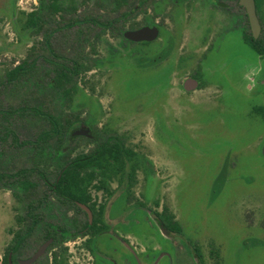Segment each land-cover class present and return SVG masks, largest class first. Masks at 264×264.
Returning a JSON list of instances; mask_svg holds the SVG:
<instances>
[{"label": "rangeland", "instance_id": "1", "mask_svg": "<svg viewBox=\"0 0 264 264\" xmlns=\"http://www.w3.org/2000/svg\"><path fill=\"white\" fill-rule=\"evenodd\" d=\"M1 1L0 82L14 65L38 54L41 56H37L35 76L24 80V89L11 92L6 86L0 88V109L29 104L45 106L54 112L58 99L51 84L55 75L53 62L82 55L96 64L89 63L90 69L80 80L82 90L74 101L76 106L85 105L80 109L81 117L92 128L122 136L127 147L141 157L133 190L135 197L126 212L124 204L118 203L124 188L116 182L118 177L110 182L115 190L113 196L91 188L93 200L107 206L109 231L101 236L105 244L120 246L115 237H128L138 254L140 263L137 264H153L154 253L162 250L174 254V264H264V121L255 120L247 113L259 103L258 91H264V58L245 46L241 34L235 31L228 36L209 59L214 70L222 68L226 72H216V78L225 84V79L231 81L227 85L229 107L219 112L207 107L212 102V89L183 91L184 74L154 77L137 68L136 56H99L96 32L80 43L70 30L57 32L51 42L60 57L53 56L42 43L44 33L25 28L27 14L39 8L40 0H15L14 10L13 7L4 9ZM94 5L93 0L89 3L75 0L76 16L90 15ZM67 13L70 17L73 9ZM66 21L58 16L48 29ZM102 59L115 61L107 65ZM68 104L64 100L58 106L69 112L77 110H70ZM3 122L0 116V173L34 166L35 148L14 145L11 138L5 140ZM11 126L24 141L35 139L48 123L31 113L27 117L12 118ZM97 143L98 139L79 141L75 150L54 151V156L49 157L50 179L55 178L59 158L69 153L74 157ZM30 178L43 194L46 189L40 176L31 173ZM16 187L0 183V264L17 232L26 228V222L19 219L27 212L25 202L19 197L23 189ZM50 200V207L58 201ZM137 200L144 206L137 205ZM164 205L185 230L184 235L171 240L176 249L170 247L153 214H147L149 209L159 210ZM40 211L44 221L26 240V245L17 253L18 258L33 254L41 244L42 229L49 225H70L73 230L74 219L83 221V216L76 215L79 213L74 208L58 207L49 211L42 206ZM69 234L56 242L47 256L52 258L55 252L60 254L67 248L74 264H92L91 255L82 249L85 236ZM188 239L201 247L203 263L200 258L196 262L182 245ZM117 250L115 255L119 259L125 250ZM160 264H169L167 258H162Z\"/></svg>", "mask_w": 264, "mask_h": 264}, {"label": "flooded vegetation", "instance_id": "2", "mask_svg": "<svg viewBox=\"0 0 264 264\" xmlns=\"http://www.w3.org/2000/svg\"><path fill=\"white\" fill-rule=\"evenodd\" d=\"M86 1L87 3H89V0ZM93 1L96 3V5L93 6L95 10L93 9L94 11H92V13L88 16H83L81 18L77 17V8L75 7L76 9H73V13L70 14V17H67L68 13H65L67 18H63L62 14H57L48 22V24H46L45 28L42 30L37 29V27H27L26 23L25 28L34 29L39 33H45L46 29L49 28V24H51L53 20L58 16H60L62 19H67V21H69L71 17L76 19H85L81 26L84 32V36L81 38V42L83 41V39H89L91 33H98L97 44L99 45V56H136V64L139 66L137 68L141 69L142 71H146L148 74H151V76L154 77H168L175 73L184 74L185 79L183 80L182 84L183 91H185L186 93H193L198 90L212 89V102H209L211 103V105L207 107H214L219 112L224 108L227 109L229 107L230 90H228L227 85L230 84L231 81L225 79V84L223 81L218 80L215 73L218 72L221 74H225L226 72L222 68H220V71L214 70L209 63V59L214 55L215 52L220 49V47L222 46V42L226 40V38L228 39V36H231L235 31H237L241 34L245 42V46L253 49L256 53V56H261L262 58H264V0H245V4L242 2V0ZM0 2L2 1L0 0ZM43 4V0H40L39 8L33 11H38L40 13ZM2 7H4V9L6 10H9V8L11 7H13V10L16 9L15 0H3ZM252 9H254L256 14L255 21H253L250 12ZM32 12L27 14L28 17ZM22 13L24 12L22 11ZM92 16L97 18L98 23H93L90 27L88 18H91ZM67 21L65 22V24L67 23ZM63 25L58 23L55 27L48 30H52ZM77 28L78 26L70 30L74 35V39H77L74 33ZM62 30L69 29H65L62 27L59 28L58 31H55L54 34ZM140 31L143 32L137 35V38H134L133 35L136 36V33ZM54 34L52 35V37L54 36ZM44 41L45 37H43L42 42L45 46ZM45 48L51 54H53V56H56V53L52 46V42L51 49L52 51H54V53H52V51L46 46ZM96 48L97 47L95 46L92 47L94 51H97ZM37 56H41V54H38ZM113 60L115 61V59H102L105 64L109 63L107 65H111V62ZM21 62H19L18 64H20ZM87 62L88 60L86 61V63ZM193 63H195V66H192ZM257 99L259 100V103L257 105H254L252 109L247 113L251 116V118L259 120L261 122L262 120L264 121V91H258ZM206 103L207 102H203L201 104L206 105ZM78 123V127L73 130L72 134L74 135V132L78 129H81L82 127L90 128L92 136H74H85L93 140L92 138L94 137V128L89 126L87 121H80ZM90 150L85 152H89ZM134 152L138 154L137 151L134 150ZM138 157H140L139 154ZM139 170L140 168L137 170V173ZM49 171L51 172L50 169ZM110 182L108 183L109 191L103 189L101 191L106 192L109 196H113L115 190L112 189ZM116 182L118 183V185L123 186L119 182V180ZM135 186H133L132 191L134 190ZM91 188L92 187H90V193ZM45 189L46 191L43 194L47 192L49 195L47 199H45L40 204V208L44 206V208L49 211L53 210L54 208L57 209L58 207H64L66 209L74 208L76 213H79L76 215L83 216L82 218L84 223H86L88 219L90 220V222L93 221V212L88 205L84 204L89 207L92 216L87 211V209L82 206L83 203H78L84 210L80 211L77 208L76 203L70 202L68 205H64L62 202H60L58 198L51 194L52 192L48 189V186L46 184ZM125 189L126 187L123 188L122 195L119 197L121 201L118 203L124 204L126 212L130 208L129 206L131 201H129L125 196ZM52 198H56L58 201L54 204L53 207H50L49 202H51L50 199ZM94 202L96 201H94L92 197L91 203ZM96 204L98 208L101 205L105 206L103 218L109 225L106 219L107 206L105 204H98L97 202ZM116 204L117 203L113 204L112 207H114ZM136 204L140 207L144 206V203L140 200H137ZM165 207V205L161 206L159 210L149 209L147 211V214H153L154 221L160 228V231L163 233V235L166 236L168 241H170V247L172 249H176V246L171 240L184 235L185 230L182 227V230L179 232L176 229H168L163 226L158 214L164 213ZM40 208L38 209V212L42 215L44 221L45 216L41 212L42 210L40 211ZM143 208L142 210H144ZM123 214L120 215L122 216ZM21 218H27V216ZM176 220L178 219L176 218ZM78 221L82 220L78 219ZM25 222V230L19 231L23 235L27 231L28 221H23V223ZM41 223H39L38 225H40ZM42 230L43 234L41 235V244L37 245V248L34 250L33 254L25 259L17 257V253L24 247V245H26V240L32 235L31 234L30 236L28 235L24 237V240L15 253L11 252V264H26L24 263V261L33 257L37 253V251L46 244L48 246L45 252L38 259L29 264H54V258L57 252L54 253L52 258H49L47 255L49 254L52 246H54L56 242H58V240H62L63 235L61 231L56 232V230H59V227L53 225H49L48 228H44ZM107 231H109V228L95 235L96 233L94 234V230H90L88 228L78 229L77 231L73 229L70 231L69 235L73 234V236L75 237L85 236L86 240L85 243H83L82 249H85L88 254L91 255V258L93 259L92 264H118V262H122V264H137V262H139L138 254L133 245L130 243L129 238H122V236L118 235L115 238H117V242L120 246H109L106 245L104 240L101 238V236H103ZM49 234H52V236L46 238ZM55 234L56 237L54 236ZM111 240H113V238ZM111 240L109 241L111 242ZM182 245L185 246L186 251L190 255L194 256L196 262L197 259L200 258V262L203 263L202 258H204V254L199 244H193L188 239L187 244L183 242ZM9 248L10 246L8 247V249ZM117 249L125 250V253L121 252L123 254L119 259L115 255V253L118 251ZM64 250L66 251L64 252V255L66 257L67 264H74L73 261L69 259L67 248ZM160 254L161 256H159ZM153 257V264H160L162 258L164 257L167 258L169 264H174V254L170 250H162L157 254L154 253ZM176 258L180 257L176 256Z\"/></svg>", "mask_w": 264, "mask_h": 264}, {"label": "trees", "instance_id": "3", "mask_svg": "<svg viewBox=\"0 0 264 264\" xmlns=\"http://www.w3.org/2000/svg\"><path fill=\"white\" fill-rule=\"evenodd\" d=\"M75 0H43L44 4L40 11H33L27 21V27H37V29H44L46 24L53 19L57 14H62L63 18H67L66 14L68 9H76L74 7ZM85 19H76L71 17L69 21L63 26L57 27L52 30L46 29L44 33L45 46L51 49V37L58 31L59 28L72 30L78 26L74 31L76 40L81 42L84 36L82 23ZM89 26L97 24L98 20L92 16L88 18ZM54 53V51H52ZM57 56V54H55ZM60 57V55H58ZM38 57H29L24 59L20 64L11 67L6 77L0 82V88L6 86L11 89V92L19 89H24V80L35 76L34 72L37 67ZM96 64L91 60L86 63V59L82 55L74 56L68 60L60 62H53L55 65V75L51 79V84L57 93V104L54 107L55 111L46 109L45 106H33L29 104H19L18 106L10 105L8 108L0 109V116L4 121L2 127L4 130L5 140L12 139L14 145H32L35 148V164L31 167H24L16 172L0 173V183L5 185H14L16 188L23 189L22 194L19 196L25 202L27 208V218H20V221H28L27 231L23 235L20 232L14 237L13 243L4 255L3 264H11V252H16L20 247L25 236L33 234L37 225L43 222L42 215L38 212L40 204L47 199L48 193L41 194L35 181L30 178L31 173H37L48 189L56 198L64 205L70 202L76 203L80 211H84L78 203L88 205L93 212V221L88 219L86 223L83 221H73L74 229H90L94 230L97 235L103 230H107L109 225L103 218L105 206L97 207L96 202H92V195L90 187H95L98 190L109 191L108 183L118 177L119 182L126 187L125 196L129 201H132L134 194L132 191L133 186L137 183V170L141 167V160L134 150L127 147L124 138L116 133H110L104 129H93V140H100L89 152L82 151L76 156L71 157L70 153L67 156L59 158L55 164V178L50 179L49 157L54 156V151H67L69 149L75 150L76 144L79 141L90 142L93 141L85 136H74L73 130L78 127V122H85L81 117L84 103L80 107L76 106L74 101L82 88L80 87V80H83V74L90 69V64ZM65 100L69 103V109L76 108L77 110L69 112L63 106H58L60 102ZM33 113L48 123L47 128H43L38 132L35 139L21 141L17 133L11 126V120L14 117H27ZM109 133L104 138V134ZM17 195V194H16ZM159 219L163 226L168 229L182 230L179 220H176L175 214L168 206L165 207L164 213L158 214ZM72 226L59 227L62 235L65 236L70 233ZM92 233V232H91ZM49 234L46 238L51 237ZM56 237V234L54 235ZM57 239V238H55ZM59 241V240H58ZM65 250L60 254L56 253L54 264H67L64 255ZM218 256L219 253L215 252Z\"/></svg>", "mask_w": 264, "mask_h": 264}, {"label": "water", "instance_id": "4", "mask_svg": "<svg viewBox=\"0 0 264 264\" xmlns=\"http://www.w3.org/2000/svg\"><path fill=\"white\" fill-rule=\"evenodd\" d=\"M242 2L245 4V0H242ZM250 12H251V16H252L253 21H255V20H256V17H255L256 14H255L254 9H252ZM142 32H143V31L137 32V33H136V36L133 35V37H134V38H137V37H138L137 35L141 34ZM134 34H135V33H134ZM74 135H87V136H92L90 128H84V127H82L81 129L76 130V131L74 132ZM82 206H83L85 209H87V211H88V212L91 214V216H92V213H91V210L89 209V207H87V206L84 205V204H82ZM47 246H48V245L46 244V245H44L43 247H41L33 257H31L30 259L24 261V263L29 264V263L34 262L36 259H38V258H39V257L45 252Z\"/></svg>", "mask_w": 264, "mask_h": 264}]
</instances>
